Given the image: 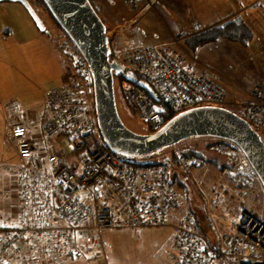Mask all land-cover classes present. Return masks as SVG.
Returning a JSON list of instances; mask_svg holds the SVG:
<instances>
[{
    "label": "built area",
    "instance_id": "2783aa9c",
    "mask_svg": "<svg viewBox=\"0 0 264 264\" xmlns=\"http://www.w3.org/2000/svg\"><path fill=\"white\" fill-rule=\"evenodd\" d=\"M28 1L46 15L58 37V49L67 59L68 77L44 93L43 122L47 138L65 139L67 147L40 155L27 136L26 125H12V138L22 160L15 180L24 193L15 216L2 218L0 264H11L15 255L27 256L30 264L96 258L106 254L104 231L158 226L171 228L169 252H176L172 264H264L263 218L245 208L227 217L222 199L219 214H215L216 208L212 211L213 206L209 209L216 225L220 223L212 243L196 223L187 189L175 187L169 162H144L142 157L123 155L108 146L98 123L94 79L87 60L46 2ZM124 1L134 14L106 31L109 58L119 68L115 75L120 78L127 107L147 122L150 133L173 116L204 105L232 107L259 134L264 133L262 84L244 88L246 98L233 100L220 82L225 75L199 61L183 37L152 45L127 42L122 33L138 21L140 0ZM130 72L139 74L156 95L125 77H132ZM241 156L251 165L243 153ZM226 157L230 164L231 154ZM199 163L195 155L186 154L179 157L175 168L189 173ZM226 172L235 183L245 182L233 176L231 167Z\"/></svg>",
    "mask_w": 264,
    "mask_h": 264
},
{
    "label": "rangeland",
    "instance_id": "374dc122",
    "mask_svg": "<svg viewBox=\"0 0 264 264\" xmlns=\"http://www.w3.org/2000/svg\"><path fill=\"white\" fill-rule=\"evenodd\" d=\"M189 1L182 0L179 2ZM90 2L101 17L107 30L113 29L115 25L124 22L126 19L128 20L133 14L129 12L124 0H90ZM179 2L178 0H160L156 4V8L161 13L165 22L162 23L167 28L159 20H157V23L150 22L148 24L145 21L142 24V28L147 37H155L158 41L167 42V40H170L168 36L169 31H167L168 28H171L174 34H179L177 31L181 22ZM0 12L9 19V26L11 28L10 32H7V40H4L1 37L2 35H0V60L3 59L5 61V63L0 64V86L1 88L4 87L12 96H15V108L20 114L25 115L29 109L33 108H35L33 110H40L41 112L44 100L42 93L49 86H52L57 78L58 81L61 80L67 61L62 51L58 50L61 56L55 51L56 32L48 25L46 15L38 10L40 16L45 20L48 32L42 33L40 38L35 39L36 41L33 40L36 43L35 47L34 43L23 41L27 40L25 36L28 33L26 21L23 19V13H27V18L33 21L24 5L18 2V0H3L0 2ZM243 15L254 33V38L249 44L250 51H259V49H262L263 52L259 53L254 61L244 60L242 66L240 65L239 67V73L233 67L237 62L236 60L231 62L229 69L222 70L234 80L233 82L228 81L227 83L236 87V89H238V85L249 87L250 84H247L245 80L251 82L250 86L257 82L264 86V19L252 16V12L250 13V17L249 13ZM12 28H14L13 31ZM15 30L19 33H16ZM133 31L134 28H129L124 30L122 35H125L127 38L134 33ZM50 48L52 49L51 56H53V64L55 62L56 66L51 64L49 56ZM119 82L120 78L118 75H114L115 99L121 120L133 132L139 134L150 133V127L147 122L139 114L134 113L127 107L120 92ZM230 96L232 99L238 98L231 94ZM230 108V110L236 112L234 108ZM39 123L40 121L36 124ZM260 134H262V138L264 139V133ZM214 141L216 139L213 137H193L181 141L174 146L167 147L149 157H142V160L145 162L162 163L166 153L171 154L172 151L182 153L198 149L205 151V155L208 158H217L225 162L223 168L220 170L218 169V164L217 167L216 164L208 161L199 166L200 169L193 167L189 173H181V176L186 178L188 187H185L189 193V197H192L190 200L191 204L196 209L197 214L200 216L199 218L208 226L206 230L210 232V235L207 236L212 243L215 242L217 228L220 226V223L218 222L219 224L216 225L217 221H214L210 213L216 208V214L222 199H224V206L228 210L227 217H234L235 213L241 208H245L264 219V188L253 167L242 161L243 157L241 154L243 152L234 143H232L234 144L233 147L228 145L222 146L224 144L218 143L208 146L209 143ZM52 143L58 146L53 139ZM223 149L225 151L230 150L225 152ZM229 153L231 154L232 161L230 164H227L226 154ZM243 156L246 157L244 153ZM167 164L170 167L172 165V163ZM43 165L47 169V159L45 157L43 158ZM226 167H231L233 169V176H237L239 180L244 179L245 182L241 181V184L235 183V179L229 177L227 174ZM175 186L177 187L176 184ZM225 187L228 189V192L224 191ZM195 190L198 193V198L201 203L196 204L197 199L194 196ZM232 194L233 196H231ZM212 206L213 209L209 213V209ZM217 214H219V211H217ZM107 233L119 242L114 243L112 238L108 241V237L106 239ZM170 233L171 228L169 226L149 227L145 230H137L136 228L135 230H129L127 228L106 230L104 231V237L107 240V256H109L111 264H137L139 262L142 264H161L157 260L160 258L166 264H170L172 262L171 256L176 253L175 251H171L169 254L170 257L165 255L166 249L165 253L163 251L159 256L153 255L155 250L161 245L159 236L161 235L164 240ZM21 260L23 261L24 258H21Z\"/></svg>",
    "mask_w": 264,
    "mask_h": 264
},
{
    "label": "crops",
    "instance_id": "0c3cea01",
    "mask_svg": "<svg viewBox=\"0 0 264 264\" xmlns=\"http://www.w3.org/2000/svg\"><path fill=\"white\" fill-rule=\"evenodd\" d=\"M159 1L160 0H140L138 2L137 5V11L139 12L138 21L132 27L134 28L133 31L134 33H132V35H129L127 38L125 37V40L127 42H132L135 44L140 43L146 45L166 42V41H158L155 37L152 38L147 37L142 28V24L145 21L147 22V24L150 22L157 23V20H159L161 23L162 22L165 23L161 13L156 8V4ZM170 1H175V0H170ZM179 1L182 0H178V2ZM237 1L238 4H236L234 0H190L189 2H182V3L179 2L180 3L179 13L181 17V22L177 30L179 34L178 35L174 34V31L171 28H168L167 31H169L168 36L170 37V40L172 39L173 35L181 36L183 37V42L184 43L186 42L185 44H190L192 46V41H191L192 36L208 28H211L235 15L241 16L245 20V22H246V18L244 17L243 14L249 13V17H250L251 12H252V16L259 19H264V0H259L258 3H255L257 0H237ZM129 12L131 11L129 10ZM133 14L131 15L130 18H128V20L132 18ZM23 19L24 21H26V25H27L26 29L28 32L25 36L27 37L26 38L27 40H23V41L34 43L36 47L35 39L40 38V36H42V33L48 32L47 26L45 30L40 29L35 23L33 18H32L33 21H30L27 18V13L26 14L23 13ZM42 20L45 21L43 18ZM126 20H124V22ZM247 24L250 26L249 23ZM9 25H10L9 19L6 18V16L0 12V35H2L1 37L4 40L8 39L7 32H10L11 30ZM13 30L14 28H12V31ZM15 32L19 33L16 30ZM253 38H254V33L252 39L247 41V43H244L239 40H233L227 37H221L217 40L200 44L194 48L192 47V52L194 53L195 57L199 59V61L218 69L220 72H222L225 75V77H223L220 80V82L225 87L228 96L230 98H231L230 94L238 97L236 98V100L245 99L246 92L244 88L248 89L252 87L254 84L250 86L251 82L245 80L247 84H250L249 87H242L238 85L237 86L239 89L238 90L236 89V87L229 85V83H227L228 81L233 82L234 80H232V78L226 75L222 70L229 69L231 67V62L236 60L237 62L233 67L235 71L239 73L240 72L239 67L240 65L242 66V62L244 60L254 61L258 57V54L263 52L262 49H259V51H250L249 44L252 42ZM54 47H55V51L60 55L58 51L59 49L57 48L58 37L56 35H55ZM51 52L52 49L50 48L49 56H50L51 64L53 66H56L55 62H54L55 65L53 64V56H51L52 54ZM1 63H5V61L2 59L0 60V64ZM67 74L68 71L65 65L61 80L58 81L57 78L53 82L52 86H49L48 88L62 83L68 77ZM255 84H261V83L257 82ZM44 93H42L44 97L42 111L40 112V110H33L35 109L33 108V109H29L25 115H22L15 108L16 106L15 96H12L9 92H7V90L4 89V87L1 88L0 86V227L3 221L2 218L9 217L10 215L13 217L15 216V214L17 213V208L19 206V202L22 201L23 193H24V189L15 180L16 176L20 172L22 160L19 156L16 143L12 138V134H11L12 125L17 122H23L26 125L28 130L27 136L35 144L36 151L40 155L45 156L48 151H57L60 149V147L61 148L67 147L65 141L62 138L54 137L51 138L50 140L45 135V132L43 130V122L46 113ZM38 121H40V123L36 124ZM52 139L57 143L58 146L53 145V143L51 144ZM43 158H42V164H43ZM197 168L200 169L199 166H197ZM194 193H195L194 196L197 199L196 204L201 203L198 198L199 196L196 190L194 191ZM120 229H125V228H120ZM127 229L135 230V228H127ZM145 229H141V230H145ZM3 235H4V231L0 229V237ZM170 236L171 233L168 235L167 238H164V240L161 237V235L159 236L161 245L153 253L154 256L161 255L163 251L165 253V249H166L165 255L169 256ZM107 237H108V241H110V239L112 238L109 235V233H107L106 239ZM106 241L107 240H105V242ZM113 242L118 243L119 241L113 239ZM107 255L108 254H107V245H106L105 255L91 259L86 258L84 256L76 257V258L73 257L61 261L59 262V264H111L109 260V256ZM21 258H24V260L22 261ZM157 260L161 264H166L165 261L161 258ZM11 264H30V261L27 256L22 257V255H15L13 257ZM137 264H142V263L139 262ZM170 264H172V262Z\"/></svg>",
    "mask_w": 264,
    "mask_h": 264
},
{
    "label": "water",
    "instance_id": "95a60500",
    "mask_svg": "<svg viewBox=\"0 0 264 264\" xmlns=\"http://www.w3.org/2000/svg\"><path fill=\"white\" fill-rule=\"evenodd\" d=\"M18 1L26 7L37 26L45 30L44 21L31 3ZM44 1L88 62L94 79L98 123L113 151L146 157L193 137L221 138L243 151L264 188V139L243 117L228 108L204 105L187 109L170 118L155 133L139 134L126 127L118 114L114 91V75L119 68L110 61L107 28L90 0ZM144 88L156 95L148 85ZM165 162H169V158Z\"/></svg>",
    "mask_w": 264,
    "mask_h": 264
},
{
    "label": "trees",
    "instance_id": "16d2710c",
    "mask_svg": "<svg viewBox=\"0 0 264 264\" xmlns=\"http://www.w3.org/2000/svg\"><path fill=\"white\" fill-rule=\"evenodd\" d=\"M221 37H227L233 40H239L241 42L247 43V41H249L250 39H252L253 37V32L250 28V26L245 22V20L238 15H235L211 28H208L194 36L191 37V41H192V46L190 44H186L187 47H189L192 50V47H196L200 44H204L206 42H210V41H214L217 40ZM186 43V42H185ZM132 77H130L128 74L125 75V77L131 79L133 82H135L137 85L139 86H143L147 85L146 82L144 80L141 79V76H139V74L130 72ZM135 75V76H133ZM256 130V129H255ZM257 131V130H256ZM258 132V131H257ZM206 138H212V137H206ZM216 141L209 143L208 146H212L215 143L218 144H224V145H228V146H234V144H232L231 141L229 140H225V139H221V138H216ZM186 154H192L195 155L198 159H199V164L196 165L197 166H201L204 162H208L211 161L214 164H218V169H222L225 162L220 161L217 158H208V156L206 157L205 155V151H200L198 149H193V151H187V152H177V151H172L171 154L170 153H166L164 159H163V163L165 162V160L167 158H169V163H172L171 165V172H172V178H173V182L174 185L176 184L177 187L176 188H185V186L188 187V185L186 184V178L182 177L181 173H179L177 171L176 167V163L179 159L180 156L182 155H186ZM151 156V155H150ZM149 157V156H146ZM145 162V161H144ZM147 162V161H146ZM180 175V176H179ZM260 186V185H259ZM224 191L228 192V189L225 187ZM233 196V194L231 195ZM191 196L189 197V205L190 207H192V209L196 212V223L197 225L200 227V230L205 234V235H210V232H208L206 230V228L208 227L206 225L205 222H203L199 217V215L197 214L196 209H194V206L191 204Z\"/></svg>",
    "mask_w": 264,
    "mask_h": 264
},
{
    "label": "bare ground",
    "instance_id": "6f19581e",
    "mask_svg": "<svg viewBox=\"0 0 264 264\" xmlns=\"http://www.w3.org/2000/svg\"><path fill=\"white\" fill-rule=\"evenodd\" d=\"M259 2V0H257L255 3H258ZM234 100V99H233Z\"/></svg>",
    "mask_w": 264,
    "mask_h": 264
}]
</instances>
